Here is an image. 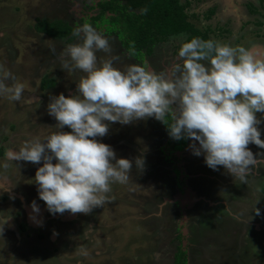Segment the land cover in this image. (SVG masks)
Segmentation results:
<instances>
[{"label": "rangeland", "instance_id": "obj_1", "mask_svg": "<svg viewBox=\"0 0 264 264\" xmlns=\"http://www.w3.org/2000/svg\"><path fill=\"white\" fill-rule=\"evenodd\" d=\"M100 1L0 0V65L24 85L23 101L0 96V264H174L179 247L186 264H264V148L255 144L248 147L257 163L242 183L223 166L209 168L203 153L193 154L191 139L181 138L182 149H173L167 125L154 117L124 125L106 122L108 134L97 140L133 167L128 183H114L109 201L87 215L50 213L34 181L43 161L8 158V150L18 151L25 140L71 131L55 127L47 106L52 96L76 94L84 73L61 68L60 56L67 44L79 42L74 28L98 13ZM179 3L209 39L245 46L264 58V0ZM42 20L69 25L71 40L37 31ZM99 24L95 28L112 50L98 51V63L116 57L120 70L146 61L150 70L167 72L187 38L185 33L171 36L136 59ZM44 80L52 86L42 88ZM5 83L10 86L12 80ZM256 116L264 139V113ZM137 157L144 160L142 170L135 165Z\"/></svg>", "mask_w": 264, "mask_h": 264}, {"label": "clouds", "instance_id": "obj_2", "mask_svg": "<svg viewBox=\"0 0 264 264\" xmlns=\"http://www.w3.org/2000/svg\"><path fill=\"white\" fill-rule=\"evenodd\" d=\"M72 34L79 42L62 50L61 68L84 75L76 94L52 96L47 106L55 127L71 131L25 140L18 151L7 152L12 160L43 161L34 181L50 213L87 215L109 201L114 183H128L133 162L117 158L110 145L97 140L108 134L106 122L124 125L154 117L167 125L171 138L191 139L193 154L203 153L209 168L223 166L246 182L257 163L248 145L264 148L256 116L264 113V58L242 45L193 37L180 44L178 62L167 72L150 70L146 61L120 70L116 57L98 63L96 53L112 49L91 23L85 21ZM6 79L12 80L10 86ZM0 96L24 100V85L3 65ZM135 165L142 170L143 158L137 157ZM32 208L39 211L35 202ZM253 210L259 215L258 208Z\"/></svg>", "mask_w": 264, "mask_h": 264}, {"label": "trees", "instance_id": "obj_3", "mask_svg": "<svg viewBox=\"0 0 264 264\" xmlns=\"http://www.w3.org/2000/svg\"><path fill=\"white\" fill-rule=\"evenodd\" d=\"M97 7L98 13L90 18L89 23L94 27L96 22L105 25L106 32L115 36L132 58L142 59L151 54L155 44L181 33L187 34L186 41L193 37L209 39L207 31H199L188 20L179 0H101ZM35 28L52 38L69 36L68 40H71L72 29L66 23L42 20ZM52 84V81L44 80L41 87ZM169 142L173 144V149L180 150L184 139L175 140L170 137ZM173 260L174 264H186L182 248H178Z\"/></svg>", "mask_w": 264, "mask_h": 264}, {"label": "flooded vegetation", "instance_id": "obj_4", "mask_svg": "<svg viewBox=\"0 0 264 264\" xmlns=\"http://www.w3.org/2000/svg\"><path fill=\"white\" fill-rule=\"evenodd\" d=\"M21 192L24 193V194L26 193V192H24V191H22V190H21ZM8 194H9V195H12V196L14 195L13 193H10V192H9ZM18 198H19V197H18ZM19 200H21V198H19ZM52 218H53V217H52Z\"/></svg>", "mask_w": 264, "mask_h": 264}]
</instances>
